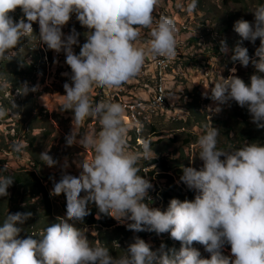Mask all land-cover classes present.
<instances>
[{
	"label": "clouds",
	"instance_id": "1",
	"mask_svg": "<svg viewBox=\"0 0 264 264\" xmlns=\"http://www.w3.org/2000/svg\"><path fill=\"white\" fill-rule=\"evenodd\" d=\"M159 3L160 0H0V62L17 55L25 38L33 35L32 22H37L39 41L56 53L63 51L71 70V83L63 85L65 92L58 110H71L72 124L78 125L82 117L95 116L100 125L99 130L90 127L81 133L72 127L64 133L65 143L93 150L90 159L78 162L77 173L65 171L52 182V192L64 193V216L69 219H54L44 223L38 235L20 238L22 229L18 225L31 213L7 214L0 222V264H264V144L254 141L242 147L218 148L220 131L207 116L210 123L198 137L197 151L193 153L202 161V167H183L179 177L189 190H194V198H171L160 210L146 202V198L151 199L148 190L152 185L139 174L137 166L141 158H154L151 141L141 137L139 149L129 151L123 104L111 100L93 103L89 98L93 83L119 87L135 77L146 56L166 60L177 56L176 22L161 16L153 26V12ZM197 4L198 0H188L185 11L193 13ZM17 7L26 19L14 21L10 13ZM252 12L251 22L237 20L233 29L241 42L254 43L259 38L254 57L238 42L230 58L243 67L251 63L255 72L247 84L234 74L215 82L210 98L217 103L209 111L219 112L220 105L230 106L235 101L247 108L257 128H264V4ZM71 14L81 26H91L90 31L83 36L75 28L63 33L62 26ZM142 28H151L150 40L143 47L135 44ZM74 44L78 45L76 51ZM221 50H228L223 42ZM230 71L235 73V67ZM6 86L7 82L0 79V88ZM28 90L24 86L20 91ZM6 113L0 106V118ZM23 147L18 140L11 143L14 152ZM41 161L48 167L57 163L47 151L41 153ZM61 163L66 165L67 159ZM12 183L13 176L0 173V197L9 195L7 188ZM90 203L98 210L97 218L109 215L134 232L154 231L159 237L167 232L180 241L179 249L165 250L161 244L159 249L151 250L148 243L135 237L123 254L111 255L107 247L91 244L86 230L76 226L89 214ZM194 241L204 246L209 258H203L192 247ZM226 244L230 245L231 256L222 252Z\"/></svg>",
	"mask_w": 264,
	"mask_h": 264
},
{
	"label": "rangeland",
	"instance_id": "2",
	"mask_svg": "<svg viewBox=\"0 0 264 264\" xmlns=\"http://www.w3.org/2000/svg\"><path fill=\"white\" fill-rule=\"evenodd\" d=\"M187 2L188 0H160L154 9L153 15L160 12L162 16L171 17L176 22L178 54L171 59L172 64L165 74H162L163 82L159 81V84L163 85L162 94L165 96V102L162 105L160 103L159 108L152 104L153 110L148 112V123L143 125L140 134L144 139L151 141L154 159H158L159 162L165 160L169 166H179L180 169L188 166L199 169L202 167V161L193 153L197 151L195 145L198 137L206 131L205 125L210 123L207 119L209 115L212 126L220 131L217 138L218 148L242 147L254 141L264 144V128L256 127L246 107L232 101L230 106L220 105L219 112L209 111L217 103L210 98L211 88L215 82L221 77L227 78L234 74L247 84L255 72L251 63L243 67L239 62L231 63L230 56L238 42L248 50L259 46V38L254 43L247 40L241 42L233 25L241 19L251 22L252 11L264 4V0H198L193 13L185 11ZM10 15L14 21L26 19L19 7ZM90 27L81 26L75 14H71L69 21L62 26V32L68 34L70 29L75 28L83 36L90 31ZM150 30L151 28L140 29L141 35L135 44L146 46L150 40ZM32 31L33 35L29 39L25 38L16 56L0 62V79L7 82L6 87L0 88V106L7 110L6 115L0 118V164L6 169L7 175L36 172L49 191L52 210L50 214L45 212L41 197L36 195L28 197L26 199L28 207L24 203L21 206L27 207L23 212H30L31 216L22 225H18L22 229L18 234L20 238L38 235L43 224L54 219L60 217L69 219L64 216V193L52 192V182L65 171L77 173L80 170L78 162L90 159L93 150L74 142L65 143L64 133L72 127L79 128L81 133L90 127L97 130L100 128L95 116L82 117L80 123L75 125L71 123V110H58L61 95L65 92L63 85L71 83V70L65 62L63 51L56 53L39 41L37 22H32ZM222 42L227 46L226 52L221 50ZM77 49L78 45L74 44L73 51ZM159 62L158 57L146 56L141 71L119 87H101L93 83L88 90L89 98L93 103L111 100L127 106L135 104L137 109H140L141 104L138 102L151 103L153 100L150 97L155 94L156 82L159 79L157 73L160 70ZM233 67L236 69L235 73L230 71ZM24 86L29 89L27 92L20 91ZM33 88L35 90H32ZM122 120L128 127L127 149L137 151L140 142L137 140V134L136 138L133 136L132 130L135 132V126L126 110L122 114ZM14 140H18L24 146L22 151L12 150L11 143ZM44 151L56 160L54 166L48 167L41 161V153ZM65 158L67 164L63 165L61 162ZM145 160L148 159H139L137 166L139 169L143 168L142 171L145 173L152 172L151 176L148 173L145 175L152 185L148 192L151 199L146 198V201L150 207L161 210L162 203L158 205L151 201L154 190H166L173 185L181 184L173 173L165 172L158 162L143 167ZM164 175L174 177V182L163 178ZM184 187L186 188L185 185ZM7 192L9 195L2 197L4 218L20 208L17 207L15 211L8 213L20 199L21 191L15 194L14 189L8 187ZM94 205L90 203L88 207ZM85 217L76 226L86 230V235L93 245H102L104 240L111 242L114 256L123 254L127 244L134 242L133 239L137 237V232L128 229L125 223L113 217L116 224L110 229L88 225ZM119 226L124 229L115 230V227ZM159 235L144 240L151 250L159 249L167 237L164 233H161V237ZM174 244L180 245V241ZM192 247L197 248L203 258L210 257V253L203 245L194 241ZM222 252L231 256L230 245L226 244Z\"/></svg>",
	"mask_w": 264,
	"mask_h": 264
},
{
	"label": "trees",
	"instance_id": "3",
	"mask_svg": "<svg viewBox=\"0 0 264 264\" xmlns=\"http://www.w3.org/2000/svg\"><path fill=\"white\" fill-rule=\"evenodd\" d=\"M254 50H255V48L248 49V54L250 57H254ZM232 54L233 53L231 51V55ZM230 61H231V63L238 62V61H235V62L232 61L231 58H230ZM133 136L135 138L134 134H133ZM0 162H1V160H0ZM157 162L160 163L159 165L162 166V169H164L165 172L173 173V175L175 176V178L177 179L179 184H181V186H178V184H177V185H173L172 187H170L169 189H166V190L155 189L153 192V200H151V201L156 202L158 205H160L162 203L161 210H164L167 207L168 202L171 198H177L180 200H184V199L192 200L194 198L195 193L193 190H189L187 187L185 188L183 182H181L179 180V177L182 174V169H180L179 166L172 167V166H169L165 160H162L159 162L158 159L153 158V159L145 160L143 163V167L152 166ZM142 169L143 168L140 169L139 174L141 176H143L144 178H145V175L147 173L149 176L152 175V172L145 173L142 171ZM0 173L7 175L6 169L4 168V166H2V164H0ZM10 175L13 176V183L9 187L14 189L15 194L19 193L20 191H21V193L19 194L20 199L18 200V202L16 204H14L15 206L11 207V209L8 211V213L15 211L17 209V207H20L17 209V211H19V212L25 211L28 207L26 199L30 196L33 197L35 195L41 197L40 199L43 202V205L45 207L44 208L45 212L49 213V214L51 213L52 203L50 200L49 191H48L46 185H44V183L40 180L41 178L38 176V174L36 172H28V173H26V172L25 173H19L18 172V173L10 174ZM163 178L169 179L171 181V183L174 182V179H173L174 177H171L169 175H164ZM148 192H149V190H148ZM158 192H160L159 195H157ZM23 203H24V205L26 204L27 207L21 206ZM89 209H90L89 214L86 215V217H85V222L88 225L96 226V228H99V229H110L116 224L115 221L112 219V217H110L109 215L100 214L99 218H97V217L95 218V216H97L96 214L98 211L95 205ZM4 216H5L4 203L2 201V197H0V222H3V220L5 219ZM123 229H124V227H122V226L115 227V230L122 231ZM164 234L167 235V238L161 244L164 245L165 250H167V249H179L180 245H175L173 243V241H177V240L171 238L170 234L167 232H165ZM156 235H157V233L154 231L145 230V231L137 232V237H139L143 240H146L147 237H150V236L156 237ZM102 245L109 249L111 255H113V256L115 255L114 251L112 250L113 247L111 245V242L104 240V244L102 243ZM127 245H129V244H127ZM118 250L121 251L122 249H118Z\"/></svg>",
	"mask_w": 264,
	"mask_h": 264
},
{
	"label": "bare ground",
	"instance_id": "4",
	"mask_svg": "<svg viewBox=\"0 0 264 264\" xmlns=\"http://www.w3.org/2000/svg\"><path fill=\"white\" fill-rule=\"evenodd\" d=\"M161 16L162 15L160 12H158L156 15H153V19H154V25L153 26H155V22L158 21ZM158 60L160 61L159 62L160 70L157 71L159 79L156 82L155 94H157V92H160L161 96H162L163 95L162 94L163 85H162V83L159 84V81L162 80V82H163L164 79L162 78V74H165L169 65L166 67V69H164V58L158 57ZM164 100H165V96H163L160 100L161 105L165 102ZM138 103L141 104V106H139V107H141L140 109H137V106L135 104L129 105L128 108H126L127 105H123V106H124L125 110L127 111L132 124L135 126V134H137V140L140 142L142 139L140 136V133L142 131V127L144 124L148 123V112H152V110H153L152 104L155 105V101L153 99L151 103H145V102H141V101Z\"/></svg>",
	"mask_w": 264,
	"mask_h": 264
},
{
	"label": "built area",
	"instance_id": "5",
	"mask_svg": "<svg viewBox=\"0 0 264 264\" xmlns=\"http://www.w3.org/2000/svg\"><path fill=\"white\" fill-rule=\"evenodd\" d=\"M159 58H162V57H159ZM170 64H172V60H166V59H164V69H166V67L168 66V65H170ZM161 97V93L160 92H157V94H152V96H151V99H154V101H155V106L157 107V108H159L161 105H160V102H159V98ZM126 108H128V106H126ZM127 125H129L128 124V122H127Z\"/></svg>",
	"mask_w": 264,
	"mask_h": 264
}]
</instances>
